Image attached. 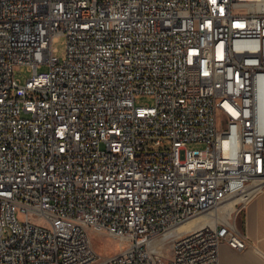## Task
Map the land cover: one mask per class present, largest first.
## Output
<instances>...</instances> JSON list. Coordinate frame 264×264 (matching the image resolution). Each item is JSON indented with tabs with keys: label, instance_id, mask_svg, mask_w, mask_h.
<instances>
[{
	"label": "built area",
	"instance_id": "obj_1",
	"mask_svg": "<svg viewBox=\"0 0 264 264\" xmlns=\"http://www.w3.org/2000/svg\"><path fill=\"white\" fill-rule=\"evenodd\" d=\"M263 188L264 0H0V264H219Z\"/></svg>",
	"mask_w": 264,
	"mask_h": 264
},
{
	"label": "crops",
	"instance_id": "obj_2",
	"mask_svg": "<svg viewBox=\"0 0 264 264\" xmlns=\"http://www.w3.org/2000/svg\"><path fill=\"white\" fill-rule=\"evenodd\" d=\"M241 227L251 245L239 250L227 243L220 246L219 264H264V188L245 205Z\"/></svg>",
	"mask_w": 264,
	"mask_h": 264
},
{
	"label": "rangeland",
	"instance_id": "obj_3",
	"mask_svg": "<svg viewBox=\"0 0 264 264\" xmlns=\"http://www.w3.org/2000/svg\"><path fill=\"white\" fill-rule=\"evenodd\" d=\"M54 46L58 49V52L56 53V56L60 58H64L65 52H66V38L64 36H60ZM47 67L43 66L42 70H46ZM16 77L20 79V81L24 84L28 78L32 75V72L28 70L27 66H22L18 68L15 72ZM136 104L141 106H147V105H153V99L150 96L147 95H141L138 96L136 99ZM191 148H204L205 144L203 143H195L189 145ZM200 216H207V215H200ZM199 217V216H198ZM97 244H99L98 249L101 251V253L104 255L107 252L114 251L115 249L118 250L119 246L115 245V243L107 242L106 240L101 239L100 241H97Z\"/></svg>",
	"mask_w": 264,
	"mask_h": 264
},
{
	"label": "bare ground",
	"instance_id": "obj_4",
	"mask_svg": "<svg viewBox=\"0 0 264 264\" xmlns=\"http://www.w3.org/2000/svg\"><path fill=\"white\" fill-rule=\"evenodd\" d=\"M234 202V201H233ZM233 202H227L222 206L223 211H229L232 207ZM212 220L208 216H199L193 218L192 220L188 221L187 223L180 226V230H187L192 227H199L205 223L211 222Z\"/></svg>",
	"mask_w": 264,
	"mask_h": 264
}]
</instances>
